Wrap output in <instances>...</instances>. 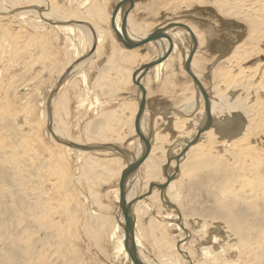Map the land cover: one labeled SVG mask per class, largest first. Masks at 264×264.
<instances>
[{
    "label": "rangeland",
    "instance_id": "rangeland-1",
    "mask_svg": "<svg viewBox=\"0 0 264 264\" xmlns=\"http://www.w3.org/2000/svg\"><path fill=\"white\" fill-rule=\"evenodd\" d=\"M42 1L46 3L45 5L43 3L42 7L38 4L33 5L35 3H27V0H19L18 5H11L13 8L22 6L15 11L36 10L38 15L47 14L46 19L48 20H38L36 15L32 17L36 21H41L40 24L43 25L41 28L36 27L35 24H24L15 18L12 19L14 12L11 11L7 13V16L4 15L5 17L0 18V118L6 119L10 116L9 118L17 130V135H13L6 129H0V151L11 150L14 152L12 157L16 160L20 159L18 164L21 170L20 177L24 183L23 191L28 194L32 188L37 189L41 201L49 202L48 217L53 224L58 226L60 234L48 251H52L51 254L57 262L63 264H127L117 249L118 235H115L111 241L108 239V232L112 231L118 212L112 192L116 188L115 179L111 180L116 174L117 163L109 160L108 157H118L117 154L111 150L107 153H87L81 156L73 151L64 150L63 146L56 142L48 131L52 127L50 131L60 133L56 136L57 140L79 142L81 144L78 145L82 146L85 145L82 142H89L87 134L83 133L84 129L91 132V130L99 127L101 133L107 135V122L102 126H97L95 121L88 123L91 119L97 121L100 118H106V115H102L105 113L104 109L107 110V101L106 97H103V93H105L103 89L92 92L85 88L84 92L79 91L81 95L78 99V105L85 98V106L82 108L77 106V109L87 110L88 116L85 114L84 121L80 120L78 123L75 120L71 121L72 116L70 117V114L72 115L73 111L76 110L72 106V99L77 93L70 90L69 85L67 91L66 89L63 91L64 97L59 91L61 85L72 76H77L81 84L88 87L86 80L82 79V73L80 75V73L72 74L70 72L73 70V66L84 60L90 52L88 51L81 58L75 59V62L70 64V68L63 70L67 58L66 54L70 55L73 52L66 50L68 43H66L64 36L52 27L55 25L52 20L57 21V19L62 22V25L87 26L88 22L83 23L81 21L78 23L77 21L83 20L84 11L79 8L82 0ZM118 1L104 0L107 8H109L108 12L113 10ZM136 3L129 28L138 37L142 38L168 23H179L192 29L197 40V47L193 56L195 68L193 69L199 76L202 85L205 86V91L209 92L213 98L218 93H223L226 86L225 79L219 76L222 70H230L231 76H235L238 72L240 75H244L235 85H232V91H235L232 94L236 98L242 101L241 98L247 96L246 101L243 100L240 104L242 109H238L241 112L237 110L240 115L239 118L228 127H223L221 132L213 129L214 139L205 138L206 140L204 139L202 142L201 137L202 143L192 154L193 157L189 152L186 156L187 159L184 160L181 174L177 177L179 179L177 181L180 182H175V186L173 184L168 191L169 200L172 199V203L177 205L181 214L185 213L191 223L195 221L197 229L195 228L192 232L189 227H186L189 238L182 241L183 244L185 243L183 245L184 251L190 254L192 263L227 264L229 258L225 255L219 254L221 259L217 258L218 260L213 262V259L205 258L199 253L207 247L211 249L212 246L217 248L218 245H222L220 244L221 240L219 243L217 242L218 245H212L209 238L216 230H222L223 225L220 223L225 224L223 219L212 214L221 210L219 202L223 204L224 199L218 193L215 194L218 197L212 198L211 196L210 158L213 154L217 159L221 156L222 160L228 162L229 165L234 164L229 169L235 171L234 175L240 179L235 177V180L237 178L239 181L234 180L236 183L231 181L227 184L228 192L232 195L224 202V205L230 200L233 201L227 206L225 212H231V219L238 221L239 217L232 215V212L239 207L238 200L240 199L238 198L240 197L234 196L233 193H246L249 185L243 184L242 179L248 177L247 180L253 183L254 179L252 178L257 177V175L254 176L252 172L248 173V171H245L247 176L245 173H241L239 159L242 158L236 157L235 146L229 147L228 145L235 139H231L232 136L238 135L243 129L247 135L244 139L248 138V140H245L247 144L244 145L245 142L239 143L242 140H239L240 137L237 138L236 141H238V146L242 148L241 151L251 154L250 151L256 149L258 151L254 150V152H259L260 157H264V76L259 75L264 68V24L258 21L257 13H255V9L259 5H264V0H221L220 4L227 8L225 13L218 11L217 3L215 4L213 0H137ZM37 6L38 8H36ZM230 8H234V10ZM104 18L107 19V16ZM254 25L255 31L252 30ZM97 29L94 28V31ZM99 31L101 30L97 31V35L99 34L97 39L101 42L103 34ZM249 35H253L254 40L251 42L247 40ZM74 37L76 35L71 38ZM173 40L176 47L173 60L174 81L192 83L190 77L183 70V62L190 46L189 37L183 31L181 39ZM155 44L150 43L140 47L135 55V57H139L138 61L143 62L148 58L153 59L155 56L157 58L160 55V48ZM241 47L244 48V51L239 56L241 59L238 61V66L236 64L231 65L228 62V57H231L237 48ZM128 75L124 74L126 80ZM229 92L230 89L226 93L228 101H230ZM106 93L118 94L119 92L116 89L115 92ZM122 93L124 94V92ZM123 94H120L119 97L122 98ZM60 98L62 99L61 102H59ZM96 99H98L97 102ZM62 103H64V107H62ZM96 103L99 105L97 106ZM62 108L65 109L62 110ZM220 119L222 118L220 117ZM79 133L82 134V137L78 135ZM61 135L64 138H61ZM94 142L107 143L108 139L100 138ZM127 144H124V147L128 146ZM25 147L29 150L28 153L21 151ZM169 149H172V146H167L164 155ZM238 149L237 151H240ZM169 155L167 156L170 157ZM164 159L161 162H164ZM247 163L250 168L252 166L251 161ZM146 172L147 170L143 172V177L139 175L140 178L137 183L138 176L134 177L133 184L136 183L134 188L136 189L134 190L137 193L136 196L142 195L146 190L145 182L148 180ZM255 172L260 175L257 178L262 179L261 181L259 179L260 182L256 179L255 182L264 184V171ZM150 173L148 177H151ZM157 174L155 183L165 179L160 165H158ZM215 174L212 173L213 177ZM232 183L234 184L232 185ZM212 185L213 187L218 186L215 183ZM195 186L197 190H195ZM230 189H234L232 193ZM213 192L215 193V190ZM227 195L229 196V194ZM147 203L151 206L148 207V210L142 208L141 211L144 214L140 216L137 225L141 251L146 260L155 264L164 262L168 257H172L179 263L184 260L189 261L188 257L184 259L181 254L173 250L174 246L182 243L178 239H183L185 234L172 223L173 220L166 219L168 216L163 217L161 213L166 210L165 205L161 201L155 204L150 201ZM171 209L170 213L174 215L176 212L173 208ZM184 219L183 217L181 224L185 222ZM217 224H220V227L216 228L215 225ZM251 233L253 232L251 231ZM162 237L164 239L160 241L159 239ZM158 244L160 246L157 248ZM162 245L163 247H161ZM250 250L252 253L249 251V254L248 252L249 257L241 258L242 264H258L253 261L252 247ZM162 256H165L166 259Z\"/></svg>",
    "mask_w": 264,
    "mask_h": 264
},
{
    "label": "bare ground",
    "instance_id": "bare-ground-1",
    "mask_svg": "<svg viewBox=\"0 0 264 264\" xmlns=\"http://www.w3.org/2000/svg\"><path fill=\"white\" fill-rule=\"evenodd\" d=\"M28 1L29 0H27V3H29V2L30 3H35L33 5H37L38 4V6H40V7H42V4L44 3L42 0H31L29 2ZM100 2H102V4H104L103 3L104 0H99V1H96V2H93V1L91 2V0H82L80 2V5H79L80 6L79 8L83 9V11L85 12V13L83 12V14H82V17H83L82 19H84L85 14L88 17L91 16V14L92 15L93 14L100 15L97 11L96 12H90V8H92V7L89 6L90 4L100 3ZM213 2H215V4L217 3V8H218V11L220 13H225L227 8L223 7V5L220 4L221 0H213ZM18 4H19V0H0V18H3L5 16H7V13L11 11V12H14V16H15L14 17L12 15L13 16L12 19L15 18L17 21H21L24 24H35L36 27H39V28L43 27V25L40 24L41 21L40 22L36 21L32 17L36 15L38 20L39 19L45 20L47 14L43 13V14L38 15L39 13H37L36 10H17V11H15V9L22 8L21 5L16 6V7L13 8L14 5H18ZM45 4L46 3H44V5ZM11 5H13V6H11ZM38 6L36 8H38ZM95 7L93 6L94 9H95ZM256 8H257V6H256ZM230 9L234 10V8H230ZM98 10L101 12L100 9H98ZM255 13H257L256 17L258 18V21H260L262 24H264V5H262V4L259 5V7L257 9H255ZM59 17H61V16H59ZM46 20H48V19H46ZM58 20L59 19H57V21L52 20L53 24L55 23V25H52V27L54 29H56V31L61 32L62 33L61 35L64 36V39L66 40V43H68L66 45V50L73 52L72 54H73L74 58H76V59L81 58L86 53V51L88 49H90L89 47H91V41H92L91 40V33L92 32L90 33L91 30H89V28H87V26H82V25H74V24H72V25H62V22L60 20L59 21ZM79 21H80V19H79ZM118 24H119V19H118V16H117L116 19H115V27L117 29H118ZM127 25L130 26V17H127ZM94 28H96V27H94ZM127 28H128L127 30L129 32V36L131 35L133 38H135V37L138 38L137 35L132 33L131 28H129V27H127ZM188 28L193 33L192 29L190 27H188ZM98 30L99 29L96 30V35H95L96 39H97V37L99 38V34L97 35V31ZM252 30L255 31V25L252 28ZM182 33H183V30H180V29H171L170 31L167 32L168 36L172 40V51H174L173 49L175 48V42H174L173 39H175V40L181 39L182 38ZM74 35H76V37L71 38ZM193 35H194V33H193ZM145 36H143V37H145ZM194 37H195V35H194ZM95 38H94V40H95ZM98 40L99 39H97L95 41H98ZM247 40L248 41L250 40V42L253 41L254 40L253 39V35H251ZM101 41H103V40L101 39ZM156 46L158 48H160V55L163 54L164 51L168 47L167 43L165 41H162L161 43L160 42H156ZM196 47H197V40H196ZM123 49H125V48H123ZM125 50H127V49H125ZM243 51H244V48H242V47L241 48H237L236 52H234L231 57H228V62L231 63V65L232 64H236L237 65L238 61L241 59L239 56L241 55V52H243ZM187 53H186V55H187ZM194 54H195V52L193 53V56H194ZM120 55L121 54H119V56ZM87 60L88 59H86V61ZM83 63H85V60L81 61V62H78L75 66H73L74 68H73V70H71L70 73H74L77 69L79 71L81 69V66L83 65ZM194 66H195V63L193 62V57H192V60H191V63H190V68H192L191 69V70H193L192 73L199 80V76L194 72V69H193V68H195ZM159 67L160 66H157V67H154V68L157 69ZM252 67H254V66H252ZM254 69L256 70L257 68H254ZM229 71L230 70H226V71L222 70L220 72V74H219V76H221L222 79H225V81H226V86H225V89H224L225 93L224 92L223 93H218L217 96L215 98H213L209 94V92L206 91L208 93V95H209V98H210L209 99V105H210V113H211L213 124L214 125H218V127H220V128L228 127L231 123H234L239 118L240 115L237 112V110L238 109H242L240 107V104L242 103L243 100L246 101V98H247V96H244V97L241 98L242 99V101H241L238 98H236V96H234V94H232V92H233L232 91L233 90L232 85H235L237 83V81L239 79H241V77L244 76V75H242V74L240 75L239 72H238L235 76H231ZM262 71H263L262 73L260 71L259 75H263L264 76V68L262 69ZM80 75H81V70H80ZM130 75L131 74H129L127 76V80L126 81H131V76ZM82 79L84 81L86 80V77L83 74H82ZM251 79H252V77H251ZM141 81H142V79H141ZM141 81H140V84L142 85ZM85 82H84V84H85ZM199 82H200V80H199ZM229 89H230V92L228 93V96H229V100L230 101L227 100L228 97L226 95V93H227V91ZM198 97H199V100H200L201 97H200L199 94H198ZM54 98H56V97H54ZM95 101L97 102V99ZM84 103H85V99H83V101L81 103L82 106H85ZM96 104L98 105V103H96ZM239 112H241V111H239ZM227 113H229V114L226 115ZM43 116H45V115H43ZM228 116H230V118H228ZM220 117L222 119H220ZM8 118L7 117H6V119L3 118L4 120L0 118V129L1 130L2 129L3 130L6 129V130L10 131V133H12L13 135H17L16 127L14 126L13 122L11 121V119L10 118L8 119ZM132 119H134V117ZM185 122H187V121L186 120L177 121V124L175 125L176 131H179V129H177V128H179V126L182 127V124H184ZM131 123H132V121H131ZM140 127H141V125H140ZM55 128H57V127H55ZM143 128L144 127H142L141 131L142 130L144 131ZM247 128H248V126H247ZM247 128H246V131H247ZM214 130L212 128L209 129V131L207 130V132L205 133L204 138L209 139V140L214 139V136H213V131ZM51 132L54 135L56 133V132H53V131H51ZM85 132H86L87 137H88L87 140L89 141L90 144L94 143V140H98V139H100L102 137V136L99 137V135H97V134H99V132H97V130H93L91 132L88 131V130H85ZM52 133L50 134L51 137H53V139H55L56 142L61 144V146H63L62 148L64 150L73 151V152H75V153H77L78 155H81V156L83 154H87V153H90V154H97V153H102V152H106L107 153L109 150H112V148H108L106 150H95V151H89V152L81 151V150H78V149L71 148V147L63 145V143H72V142H65V141H62V140H57L56 136H57V134L60 135V133H56L55 136ZM62 135H61V138H64ZM239 137H240L239 140H242L239 143H242V142H245V140L246 141L248 140V138L244 139V138L247 137V135L244 133V131L242 129L241 133H238V135H236V136H232L231 139H234V138L235 139L232 140L231 142H229V145H228L229 147L235 146L236 147V152H235L236 157L240 156L242 158V159H239V163H240L239 170L242 171L241 173H245V171L246 172L248 171V173L252 172L254 176L255 175H257V177L260 176L255 171H257V172L258 171H260V172L264 171V157L261 158L259 152H254V150H256V149L252 150L253 152L250 151L251 154H249V152L245 153V151L242 152L241 151L242 148L240 146H238V141H236L237 138H239ZM101 139H103V138H101ZM199 140H200V137H199ZM199 140L197 141L196 144L192 145L193 147L190 146L188 148V150L184 153V155L179 159L178 165L173 160V158L178 156L185 146L184 147L181 146L180 148H178V151H180V152H178L175 155L173 153H170V157L168 159L169 160L171 159V160L169 161V164H168L167 175L168 176L173 175V177H172V180L170 181V183L168 184L166 190L163 192L160 200H158V198H159L158 196H160L159 195L160 194L159 191H157L156 189H153L151 194H150V196H147L144 199H142L140 201H137L132 207V217H133V220H134V229H133L134 230L133 231L134 232V235H133L134 236V242H135V246H136V249H137V254L139 256V259L145 264H155V263H150L144 257V255H143V253L141 251L142 250L141 240H140L139 235L137 234V225L139 223L140 216L144 214L141 210H142V208H146L148 210V207H149L148 204L145 203L144 200L149 198L150 200H153V201L155 200L156 202L161 201V203H163L165 205V208L167 210H172L171 208H169L167 206L168 204H170L171 206H174L177 209V211H175L176 212V219L174 218L175 220L173 221V224H175V226H177V228L179 230H182V229L186 230L183 227V225L185 226V224H181V221H182L181 220V214H180L181 212H179L178 208L172 203V201H171L172 199L170 198V200H169L168 191H169L170 187H172V185L175 182H180V181H177V180H179L177 177L181 174V170L183 168L182 165L184 164V160H185V158H186V156L188 155L189 152H190L191 155L194 154V152L196 151V148L199 145H201L200 143H202V142H201V140L199 142ZM115 141H118V139H116ZM22 144H24V143H22ZM73 144H81V143H79V142H75L74 143L73 142ZM95 144H96V142H95ZM245 144H247V142H245L244 145ZM25 145H27V144L25 143ZM180 145H178V147ZM92 147H97V146H92ZM99 147H102V146H99ZM25 148H22L21 151L24 152V153H28L29 150L27 149V147H25ZM237 149L240 150V151H237ZM150 151H151V146H150ZM150 151H149V155H150ZM159 151L161 153V158L164 159V157L166 155V154L164 155L165 149L163 148V149H161ZM256 151H258V150H256ZM137 152L138 153L140 152V146L138 147ZM13 154H14V152L11 151V150H8L6 152L0 151V264H63V263L57 262L54 259L53 255L51 254L52 251H48L51 248V246L55 243L56 237L59 236V234H60V230H59L58 226L53 224L52 221L50 220V218L48 217L47 213H48V210H49V202L48 201H41V199H40V197L38 195V190L37 189H33L32 188L30 193H28V194L23 191L24 183H23V181H22V179L20 177L21 170H20V167H19V164H18L20 159L16 160L15 158H13L12 157ZM246 154H248V155H246ZM137 155L138 154L136 153L135 157ZM149 155L147 156V158L149 157ZM167 155H169V154H167ZM129 157L130 156L126 157L125 165H126V163L131 161V159L129 161ZM191 157H193V155ZM10 161H12V162H10ZM15 161H16V163H15ZM249 161H251V163H252V166L250 168L248 167V163H247ZM164 162H165V164L167 163V159L166 158L164 159ZM165 164H163V165H165ZM232 164L229 165L228 162H224L222 160L221 156L218 157V159H217L215 157V155H213V154L211 155V158H210V171L209 172H210V181H211L210 187L212 188V189H210V192H211L212 198L218 197V196H215V194L218 193L220 195V197L224 199V202H225L232 195V194L230 195V193L228 192V186H227V184L229 182L231 183V181H234L235 177H237V176L234 175L235 171H232L231 169H229L230 167H233ZM224 165H225V167H224ZM160 166L162 168V175L165 178V176L163 174L164 166H162L161 164H160ZM175 168H177V172L174 174ZM149 172H150V170H148L146 172V174H148ZM157 173H158V168H157V170L155 172L151 171V177H148L146 175L147 176L146 178L148 180H147V182H145L146 183L145 184V188L146 187L148 188V185L150 184L149 182L154 181L156 179V177H158ZM212 173H216L214 177H213ZM245 174L247 176V173H245ZM194 175L197 176V174H194ZM136 176H139V175H136ZM257 177L255 176L254 178H252V179H254L252 181L253 183H251L250 180H247L248 177L242 179L243 180L242 181L243 184L249 185V189H248V191L246 193H240L241 195L238 194V193H233L234 196L238 195L240 197V198L237 197L238 199H240V200H238L239 201V207L237 209H235L234 212H232V215L234 214V216L239 217L238 221H233L231 219V212L230 213L225 212L227 210V208H228L227 206H229L230 203L233 202V201L230 200L229 203L227 202V204H225V205H224V202H223V204L219 202V206H220L221 210L217 211V212H213L212 214L217 216V218L223 219L225 221V224L224 223H220V224L223 225L222 230L219 229V230H216L214 232V234L211 233L212 235H211V237L209 239H210V243L212 245L217 244V242L219 243L220 240L222 242V243L220 242V244H222V245H218L217 244L218 245L217 248L212 246L211 249H210V247L202 249L199 253H201L205 258H211V259H213V262H216L218 260L217 258H220L219 254H221V255H225V256H227L229 258L227 260V262H226L227 264H242L243 261L241 260V258L244 259V257H246V258L249 257L248 255L250 254V252L252 253V251L250 250L251 247H252V250H253V253H254L253 261H255L258 264H264V184L255 182L256 179H258ZM237 178H239V177H237ZM237 178H236V180L239 181L240 178L239 179H237ZM259 179H258V181H259ZM165 180L166 179H163L164 182H165ZM261 180L262 179H260V181ZM235 181H234V183H236ZM240 182H241V180H240ZM136 183H134L132 185L131 189L127 193V196H126V200L127 201L129 199H131L132 197H134L135 194H137V193L134 192V190H136V189H134ZM147 183H149V184L147 185ZM213 183L218 184V186L217 187H213V185H212ZM234 183H232V185ZM155 184H159V183H155ZM174 186H175V184H174ZM197 186L199 187V185H197ZM232 187H234V186H232ZM213 189L215 190V193L213 192L214 191ZM234 189H232V190H234ZM244 189H246V188H244ZM195 190H197L196 186H195ZM232 190L230 191L231 193H232ZM227 194H229V196ZM138 196H141V194H139ZM234 196H233V198L235 199ZM172 198H174V197L172 196ZM113 200L117 204V202H118V188L113 191ZM153 203H155V202H153ZM234 204H235V202H234ZM117 211L118 212H117V215H116V221H115V223L113 225L112 231L110 233L107 231L108 232V239H110V241H111L113 239V237H115V235H118V240H119L118 241L119 243H117L118 244V247H117L118 252L123 255V257H124V259H125L127 264H132L130 262V260L128 259V256H127L126 252L123 249V244H122V242H123V230H122L123 219H122V215H121L120 211L119 210H117ZM177 212H179L180 219L177 216ZM165 213H166V211H165ZM168 215H170V214H168ZM220 224L215 225L216 228L220 227ZM168 226H170V225H168ZM193 227L196 228L195 224H194ZM160 229H162V228H160ZM175 230H177L176 227H175ZM251 231L253 233H251ZM51 232L53 233V236H52ZM105 232H106V230H105ZM197 232H198V230H197ZM187 234H188L187 238H189V233L187 232ZM165 238H166V236H165ZM162 239H164V238L162 237L159 240L161 241ZM184 239L187 240L184 237L183 239L179 240V242L184 241ZM164 243H165V241H164ZM158 246H160V245L158 244L157 248H158ZM161 247H163V245ZM166 250H167V248H166ZM173 250H175L177 253L181 254V256L184 259L188 257L189 261L184 260V261H182V263H179L178 261H175L172 257H170V258L168 257L166 259L165 256H162L166 260L165 261L163 260L164 262H162V263H156V264H193L192 260L190 258V254H187L188 252L184 251L183 242L181 244H178V246L177 245L174 246ZM176 252H174V253H176ZM248 252H249V254H248ZM171 253H173V252H171ZM224 260H226V259H224Z\"/></svg>",
    "mask_w": 264,
    "mask_h": 264
},
{
    "label": "crops",
    "instance_id": "crops-1",
    "mask_svg": "<svg viewBox=\"0 0 264 264\" xmlns=\"http://www.w3.org/2000/svg\"><path fill=\"white\" fill-rule=\"evenodd\" d=\"M103 3L104 4H102V2L93 3L89 5L92 8L93 6L94 7L96 6L95 9L90 8V11L91 12L97 11L100 15L91 14V16L88 17L85 14L84 19L80 20L83 23L88 22L87 28L91 30L90 33L92 32L91 33L92 44H91V47H89L90 49L86 51V52L89 51L90 53L87 57L84 58L85 63H83L80 69L81 73L85 75L86 77V82H87L88 87L87 86L84 87L83 84H81V82L79 81V78H77V76H72L61 85V87L59 88L60 89L59 91L61 94H63V91L65 89L67 91V86L69 85L68 88H70V90L75 91V93H77L75 98L72 99L73 101L72 106L76 108V110L73 111L72 115L70 114V117L72 116L71 121L75 120V122L78 123L80 122V120L84 121L85 114L86 116H88V113L86 112L87 110L85 111V110L77 109V106H80V105H81L80 107L82 108V104L78 105L79 103L78 99L81 95L80 94L81 92L79 93V91L84 92L85 88H88L87 90H91L92 92H94V90L103 89V91L105 92L103 93L104 94L103 97H106V101H107L106 103L107 110L104 109L105 113H102V115L103 114L106 115V118H103V119L100 118L97 121L91 119L88 121V123L90 121H95L97 126H102V125H105V123L107 122L108 124L107 135H103L101 131L99 130V127H96L95 130L99 132V137L102 136L101 138L103 139L107 138L108 142L107 143L96 142V144L95 142L92 144L87 142V143H82V144H85L83 146L107 145V146L117 147L119 149L122 148L121 150L126 152V157L130 156L129 157V161H130V159L135 158L136 153L139 154L137 152L138 147H139V141H138L137 136L134 133V127H133L134 119H132L133 117H135V114L137 112L139 92H138L137 87L131 81H126V78H125L126 76H124V74L132 75L133 71L139 68L140 65L154 60L156 56L153 59L148 58L147 60L140 62L138 61L139 57H135L136 51H138L140 47L132 49V50L123 49L122 46H120L116 42L114 33L110 27V17H111V13L113 10L108 12L109 8H107V5L105 4V2ZM136 5L137 3L134 4L135 7ZM134 6L127 16V17H130V21H132L131 17L135 9ZM98 9H100L101 12ZM105 16H107V19L104 18ZM77 21L80 22L79 20ZM94 27L101 30L99 32L103 34L102 36L103 41H101L102 43L100 41H95L97 39L95 38L96 31L94 32ZM127 27L129 26L127 25ZM130 37L133 38L131 35ZM138 38H141V37H138ZM135 39L137 38L135 37ZM175 50H176V47L174 51H172L171 54L162 63L154 66V67L160 66L159 68L156 69L153 67L152 69H150L141 81L142 86L145 89V109H144V113H143V116L141 119L142 121L140 125H141V129L142 127H144L143 128L144 131L142 130L143 134L149 138V141L151 144V151H150L149 157L145 159V161H143V163L138 167V171H137L138 175H142L145 170L147 171L150 170V172L151 171L155 172L158 168V165L160 164L164 166L163 164H165V162H161L162 158L160 160L161 153L159 150L163 148L166 150L167 146H172V149H169V151L171 150L170 152L166 151V159H168L169 157H167V154L175 153V152L177 153L178 148H180L181 146L184 147L192 138H194L197 128L201 127L205 121V118L203 116V102L201 99L200 100L196 99V92H195L193 84L190 82L188 83V82L174 81L175 72H174V67H173V63H174L173 60L175 56ZM119 54L121 55L119 56ZM66 57H67L66 62L64 63L63 68H62L63 70L70 68L69 67L70 64H72L73 61L76 59L73 57L72 54L70 55L66 54ZM86 59L88 60L86 61ZM80 70L78 71L77 69L74 73H80ZM203 88H205V86ZM116 89L119 92L118 94L106 93V92H111V91L115 92ZM122 92H124V94ZM120 94H123V97L121 96L122 98L119 97ZM62 97H64V94L62 95ZM61 100L62 99L60 98L59 102H61ZM82 101L80 103H82ZM63 104L64 103H62V107H64ZM64 109L65 108H62V110ZM181 120H186L187 122L182 124V127L179 126V128H177L179 129V131H176L175 125L177 124V121H181ZM84 132H85V129L83 130V133ZM206 132L200 135V139L202 137V142L205 139L204 136ZM78 135L82 137V134L80 135L79 133ZM116 139H118V141H115ZM176 143L178 145L180 144L181 145L178 147ZM124 144H127L128 146L124 147ZM116 154L118 157L116 156L108 157L109 160H112L115 163H117V167L115 168L116 174L114 175L113 178H111V180L115 179V187H116L112 190V192L117 189L119 176H120L121 171L125 167V159H126V158H123L120 154L118 153ZM148 174L146 175L148 176ZM139 178L140 176H138V179L136 180V182L139 180ZM149 183H155V181H152ZM149 183H147V185ZM156 183L163 184L164 181L161 180ZM146 190H147V187H146ZM145 192H143L142 194H144ZM144 201L145 203L149 201L151 203L153 202L160 203V201L156 202L155 200L153 201V200H150L149 198ZM148 206H151V205L148 204ZM175 206L177 207V205ZM170 212L171 210L166 209L161 214L163 215V217L170 214L172 217L175 216L174 218L176 219V213L172 215ZM170 215H168V218L166 219L174 221L175 219H172ZM182 217L185 218L184 219L185 222H183L185 224L184 228L186 229V227H189L191 231L193 232L195 229L193 227L195 224L194 223L195 221L191 223L189 219L186 217L185 213H183V215L181 214V220L183 219ZM179 240L181 239H178V241Z\"/></svg>",
    "mask_w": 264,
    "mask_h": 264
},
{
    "label": "water",
    "instance_id": "water-1",
    "mask_svg": "<svg viewBox=\"0 0 264 264\" xmlns=\"http://www.w3.org/2000/svg\"><path fill=\"white\" fill-rule=\"evenodd\" d=\"M136 2L137 0H120L116 3V5L113 8V11L110 17V27L114 33L117 43L127 50L139 48V47L145 46L150 43H156V42L161 43L162 41H165L168 46L163 54H161L160 56H157V58H155L154 60L148 63L140 65L139 68L134 70L131 75V81L137 87L138 92H139L138 107H137V112L134 117L133 127H134V133L138 137L140 152L138 156L131 159L130 162L126 163L125 168L121 171L118 184H117V188H118L117 208L120 211L122 215V219H123V224H122L123 249L126 252L128 259L130 260L132 264H145L139 259V256L137 254V249L135 246V242H134V236H133L134 235V232H133L134 231L133 230L134 220L132 217V207L137 201H140L144 199L145 197L150 196L153 189H156L157 191H159L160 198H161L163 192L166 190L168 184L170 183L173 177V175H170V176L167 175L168 164L171 159L170 160L167 159V163L164 165V168H163V174L166 179L163 184L150 183L148 185L146 192L143 195L134 196L128 201L126 200V196L133 185L134 177H136L137 175L138 167L149 155L150 146H151L149 138L143 134V132L141 131V127H140L141 119H142L144 109H145V89L140 84V81L141 79H143V77L147 74V72L150 69L162 63L171 54L172 40L167 34V32L170 31L171 29L183 30L189 36L190 46H189L188 53L183 62V70L191 79V82L196 92V99L199 100L198 94L200 95L202 99L203 116L205 118L203 125L197 128L194 138L185 145L181 153L178 156L174 157L173 160L178 165L179 159L184 155V153L188 150L190 146L197 143L201 134H203L204 132H206L207 130L211 128L217 130V132L218 131L221 132L220 130L222 128L218 127V125L213 124L211 113H210L209 95L205 91V89L203 88L199 80L196 78V76L192 73L191 68H190V63L193 57V53L196 50V39L193 33L191 32V30L186 25H183V24L168 23L152 31L151 33H149L143 38H137V39L131 38L127 30V15L133 9V6ZM117 16L119 19L118 29L115 27V19ZM48 131L51 134L50 128L48 129ZM63 145L71 147V148H75L81 151H86V152L95 151V150H106L108 148H112V151L120 154L123 158H126V152L117 147H112V146H107V145H104L102 147H99V146L92 147V146L77 145L73 143H63ZM176 172H177V168H175L174 174ZM167 206L177 211V209L174 206H171L170 204H168ZM177 216L180 219L179 212H177ZM182 230L185 233V238H187L188 237L187 231L184 229Z\"/></svg>",
    "mask_w": 264,
    "mask_h": 264
}]
</instances>
